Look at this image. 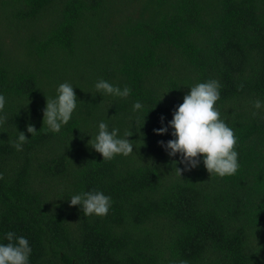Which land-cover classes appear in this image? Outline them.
I'll return each instance as SVG.
<instances>
[{
	"label": "trees",
	"instance_id": "1",
	"mask_svg": "<svg viewBox=\"0 0 264 264\" xmlns=\"http://www.w3.org/2000/svg\"><path fill=\"white\" fill-rule=\"evenodd\" d=\"M101 78L130 94L98 93ZM210 78L234 175L184 170L158 143L170 129L153 131ZM64 81L77 107L52 132L42 109ZM0 93V242L27 237L29 264H264V108L250 114L264 101V0H0ZM100 120L131 130L133 152L102 159L88 144ZM93 189L112 198L104 216L68 203Z\"/></svg>",
	"mask_w": 264,
	"mask_h": 264
},
{
	"label": "clouds",
	"instance_id": "2",
	"mask_svg": "<svg viewBox=\"0 0 264 264\" xmlns=\"http://www.w3.org/2000/svg\"><path fill=\"white\" fill-rule=\"evenodd\" d=\"M94 87L98 93L103 92L121 98L127 97L131 91L126 85L120 87L103 78L98 79ZM220 88V82L214 78L192 84L183 96L182 102L172 110L171 119L164 124L161 115V126L153 129L159 134L170 129L172 138L158 143L168 156L178 157V163L183 165L184 170L195 168L202 162L209 174L223 177L234 175L240 166L235 147L237 138L215 106L220 98ZM77 100L73 84L68 81L59 83L55 95L47 98L42 109V122L47 130L59 132L72 118ZM5 103V96L0 93V112H3ZM251 108V116L256 117L259 114L257 110L264 108V101L261 99L251 101ZM142 109L143 105L139 100L133 102L134 112ZM3 118L0 115V122ZM36 130L31 124L27 125V132L31 135ZM17 132L18 135L11 143L16 150H21L28 137L23 131ZM118 132V128H110L108 122L100 120L97 122L96 134L88 144L100 153L104 160H111L116 155H129L133 152L134 145L131 143L132 140L127 138L131 130H126L122 136L118 135ZM176 169L180 175L182 169L180 167ZM68 203L78 205L84 215L104 216L109 211L112 198L99 189H93L70 195ZM3 239L7 242H0V264H29L32 248L27 237L9 230L4 233ZM179 264L187 262L180 261Z\"/></svg>",
	"mask_w": 264,
	"mask_h": 264
}]
</instances>
